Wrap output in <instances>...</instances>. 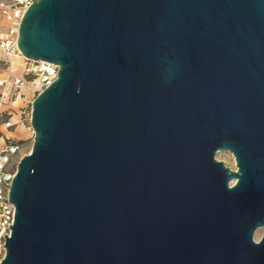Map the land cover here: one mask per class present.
<instances>
[{
  "label": "water",
  "instance_id": "1",
  "mask_svg": "<svg viewBox=\"0 0 264 264\" xmlns=\"http://www.w3.org/2000/svg\"><path fill=\"white\" fill-rule=\"evenodd\" d=\"M31 2L0 264H264V0Z\"/></svg>",
  "mask_w": 264,
  "mask_h": 264
},
{
  "label": "built area",
  "instance_id": "2",
  "mask_svg": "<svg viewBox=\"0 0 264 264\" xmlns=\"http://www.w3.org/2000/svg\"><path fill=\"white\" fill-rule=\"evenodd\" d=\"M31 0H0V18L3 22V29L0 31V53L9 58L13 53H17L24 61L23 73L41 77L36 84L34 92L39 94L44 88L49 86L56 78L58 67L45 61L33 62L23 58L17 48V35L20 22L26 10L31 5ZM25 83L21 77L3 78L0 80V239L4 241V236H9V225L14 223L15 208L8 202L9 187L15 174L12 171L14 157L21 149V143L4 137L1 127L9 130L14 125L9 120H2L5 111L2 110L4 102L9 98L19 96V89ZM10 89L11 93H6Z\"/></svg>",
  "mask_w": 264,
  "mask_h": 264
},
{
  "label": "rangeland",
  "instance_id": "3",
  "mask_svg": "<svg viewBox=\"0 0 264 264\" xmlns=\"http://www.w3.org/2000/svg\"><path fill=\"white\" fill-rule=\"evenodd\" d=\"M2 22L0 20V31L2 28ZM25 61L13 53L9 58L5 57L0 53V80L3 78H15L21 77L24 79L25 83L19 89V96L16 98L7 99L2 107V110L5 111L2 120H9L14 125L13 128L5 130L4 127H1V131L4 137H8L11 140L21 143L22 147L19 152L16 154L12 164V171H16V166L20 159L31 152L33 145L34 133L30 125L31 117V104L35 97L38 95L34 92L36 84L40 82L41 77L37 75L30 74L25 76L23 73ZM13 91L8 89L6 93H11ZM1 92V89H0ZM218 161H222L226 167L235 170V161L233 156L226 152H220L216 155ZM264 229H258L254 234V240L258 241L261 238ZM4 241L0 239V261L4 256Z\"/></svg>",
  "mask_w": 264,
  "mask_h": 264
},
{
  "label": "crops",
  "instance_id": "4",
  "mask_svg": "<svg viewBox=\"0 0 264 264\" xmlns=\"http://www.w3.org/2000/svg\"><path fill=\"white\" fill-rule=\"evenodd\" d=\"M0 20H1V18H0ZM1 22H2V20H1ZM2 25H3V22H2Z\"/></svg>",
  "mask_w": 264,
  "mask_h": 264
}]
</instances>
